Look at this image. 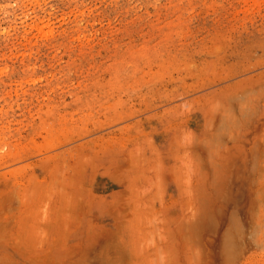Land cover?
I'll return each instance as SVG.
<instances>
[{"label":"rangeland","instance_id":"obj_1","mask_svg":"<svg viewBox=\"0 0 264 264\" xmlns=\"http://www.w3.org/2000/svg\"><path fill=\"white\" fill-rule=\"evenodd\" d=\"M0 264H264V0H0Z\"/></svg>","mask_w":264,"mask_h":264}]
</instances>
